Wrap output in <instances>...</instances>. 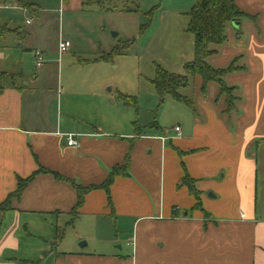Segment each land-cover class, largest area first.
Wrapping results in <instances>:
<instances>
[{"label": "crops", "instance_id": "1", "mask_svg": "<svg viewBox=\"0 0 264 264\" xmlns=\"http://www.w3.org/2000/svg\"><path fill=\"white\" fill-rule=\"evenodd\" d=\"M67 3L63 9L71 8ZM28 35L16 36L19 47L20 37ZM226 57L214 59V68L242 55ZM241 73L247 72L226 76L232 86ZM25 78L19 74L17 85L3 80L0 91V206L10 196L9 208H0V264L264 263V222L257 221L255 208L241 206L239 213L220 216L211 207L230 198L238 204L252 200L259 167L258 155L248 150L264 140V109L255 111L256 126L240 123L235 132L218 114L224 110L217 108L219 89L215 98L207 89L198 107L193 102L191 124H180V134H158L154 127L143 131L132 115L110 109L102 98H76L55 111L51 88L31 86ZM68 134L77 146L68 144ZM114 168L121 173L108 191L103 184ZM186 172L196 180L206 216L193 208L196 199L180 182ZM28 178L15 195L19 180ZM77 185L88 188L80 205ZM209 189L214 194L207 196ZM110 220L116 227L119 221L131 226V250L120 244L125 231L111 240V250H101L99 242L89 252L77 248L89 235H105ZM59 229L63 237L55 244Z\"/></svg>", "mask_w": 264, "mask_h": 264}, {"label": "rangeland", "instance_id": "2", "mask_svg": "<svg viewBox=\"0 0 264 264\" xmlns=\"http://www.w3.org/2000/svg\"><path fill=\"white\" fill-rule=\"evenodd\" d=\"M21 1L29 4L26 6L28 12L0 7V26L6 28L5 39H0V72L13 74L14 78L22 74L26 77L24 83L29 84L39 76L31 86L51 88L55 111L58 104L62 108L73 99L85 96L86 99L102 98L110 109L128 112L146 132L154 127L151 131L155 133L173 134L176 126L181 124L187 127L191 124L194 110L170 94L162 99L153 80L158 65L170 73L185 75V65L194 60V36L189 32L188 24L189 13L197 0H99L94 4L81 0L84 2L81 7L80 0ZM237 1L243 9L252 13L250 15L258 23L259 29L250 17L245 16L227 23L226 41L222 46L211 45L210 48L216 49L217 53L207 59L208 64L214 67L213 60L218 58L225 61L229 52L242 55L231 63L237 71L245 66L247 72L239 74L244 75L242 79L235 77L237 81L234 85L239 90H231L237 98V111L232 112V119L224 118L222 112L218 111L227 127L235 132L240 123L256 126L253 121L255 111L259 106L261 110L264 109V7L260 8L257 4H264V0H248L251 8L245 0ZM67 2H70L71 8L63 9ZM3 5L18 3L5 0L0 4ZM254 6L259 8L254 9ZM27 20L30 22L27 23ZM238 23L239 27H236ZM231 28L234 30L232 37L229 35ZM19 30L22 35L25 32L32 35L24 40L22 38L24 44L20 47L15 33ZM60 35L72 44L64 53L58 51ZM36 49L45 58L41 67L36 64ZM107 54H111V58L106 60ZM225 81L228 86L231 85L228 77H225ZM202 82L199 76L190 77L188 85L180 87L178 91L198 107L199 101L205 98L201 92ZM208 87V96L215 98L219 86L211 82ZM89 90H93L94 96L88 94ZM122 94L134 97L136 108L126 105ZM224 101L225 95L221 96L218 109L226 108ZM258 142L248 150V154L258 155L259 167L252 200L241 204L236 202V198H230L227 203L220 200L211 205L214 215L239 213L243 206L250 212L255 208L257 221L264 222V140ZM211 193L214 194L209 189L206 195L210 196ZM110 222L105 235L96 239L89 235L90 240L87 237L80 240L77 248L80 242H89L90 245L83 247L89 252L99 242L101 250H111L116 245L115 242L109 245L111 240L117 232L125 231L119 235L120 244L125 251L131 250L127 245L130 233H126L131 226L123 227L119 221L116 227L113 221Z\"/></svg>", "mask_w": 264, "mask_h": 264}, {"label": "trees", "instance_id": "3", "mask_svg": "<svg viewBox=\"0 0 264 264\" xmlns=\"http://www.w3.org/2000/svg\"><path fill=\"white\" fill-rule=\"evenodd\" d=\"M4 1L5 0H0V3ZM14 1H17V3L19 5L21 4V6H23L24 8H27L26 6H29V4L21 0ZM97 2L100 1H87L88 4H94ZM244 16L250 17L254 21V17L252 18L249 13L245 12L239 6L237 0H197L196 5L189 13L188 24V30L194 36V60L185 65V75H176L170 73L160 65L157 66L156 78L153 80V84L161 98L163 99L165 95L170 94L176 100L186 103L193 110H195L194 103L186 96L180 94L178 90L180 87L188 85L190 77L199 76L203 81L201 92L204 95H207V88L209 83L214 82L219 86V94L216 100L218 102L221 96L225 95V102L227 106L222 111V114L226 115L230 119L232 112L237 111V106L235 105V100L237 98L232 95L231 90H238V87L228 86L225 81V77L231 73L244 72L246 71V67L241 66L238 71L232 68V64L225 68H214L210 64H208L207 59L217 53L216 49L210 48L211 45L220 46L223 45L226 41L225 28L227 23L238 21V19ZM254 24L256 25V28L259 29L257 25L258 23L254 21ZM5 30V27L0 26V37L6 36ZM20 32L21 30H19L18 33L16 32V34L20 36ZM24 37L21 36L20 39L22 40V38ZM109 58H111V54H107L104 59L107 60ZM234 61L235 59L233 60V62ZM9 79H12L13 84L17 85L18 76L14 78L13 74L10 75L9 73L0 72V91L3 90V80ZM122 97L126 105L136 108V99H134V97L124 94H122ZM119 173H121L120 168H114L111 171L109 178L103 184L105 189L109 191L110 185L112 184L115 176ZM30 180L31 178L24 180L20 179L15 195L21 194L22 190ZM180 182L182 185L187 186L190 194L195 197L196 204L193 208L201 210L205 216L208 215L206 210H204L202 206L201 192L196 187V180L186 172V174L180 179ZM76 190L79 196L77 204L80 205L84 200V195L88 188H83L77 185ZM9 206L10 196L0 206V208L7 209L9 208ZM63 232L64 231L59 229L55 244H58V242L62 240Z\"/></svg>", "mask_w": 264, "mask_h": 264}, {"label": "built area", "instance_id": "4", "mask_svg": "<svg viewBox=\"0 0 264 264\" xmlns=\"http://www.w3.org/2000/svg\"><path fill=\"white\" fill-rule=\"evenodd\" d=\"M2 7L7 8V9L23 8V7H20L18 5H4ZM29 22H30V20H28V23ZM70 47H71V43L69 41H67L65 39H60L59 45H58V50H59L60 53L66 52ZM34 54H35V59H36L37 66L41 67L43 65V63L45 62L44 61L45 58H44L43 53L41 51H39V50H36ZM175 131L180 134L181 133V127L180 126H176L175 127ZM67 138H68V144L69 145L77 146L79 144V142L75 138V135L68 134ZM163 139L166 140V138H163Z\"/></svg>", "mask_w": 264, "mask_h": 264}, {"label": "water", "instance_id": "5", "mask_svg": "<svg viewBox=\"0 0 264 264\" xmlns=\"http://www.w3.org/2000/svg\"><path fill=\"white\" fill-rule=\"evenodd\" d=\"M239 24H240V23H238V24L236 25V27H239ZM116 35H117V34H114V36H116ZM86 245H87L86 242H81V243H80V246H81V247H84V246H86Z\"/></svg>", "mask_w": 264, "mask_h": 264}]
</instances>
